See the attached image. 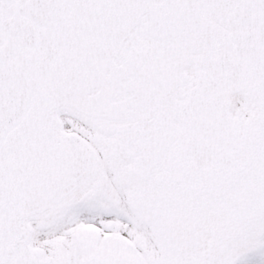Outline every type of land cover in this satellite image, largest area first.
<instances>
[{
	"label": "snow or ice",
	"instance_id": "obj_1",
	"mask_svg": "<svg viewBox=\"0 0 264 264\" xmlns=\"http://www.w3.org/2000/svg\"><path fill=\"white\" fill-rule=\"evenodd\" d=\"M0 264H264V0H0Z\"/></svg>",
	"mask_w": 264,
	"mask_h": 264
}]
</instances>
